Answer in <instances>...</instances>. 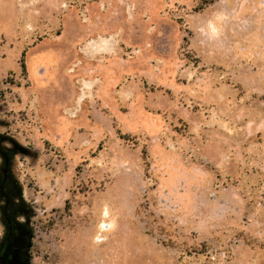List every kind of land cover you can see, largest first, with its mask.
Here are the masks:
<instances>
[{
	"label": "rangeland",
	"instance_id": "obj_1",
	"mask_svg": "<svg viewBox=\"0 0 264 264\" xmlns=\"http://www.w3.org/2000/svg\"><path fill=\"white\" fill-rule=\"evenodd\" d=\"M4 210L14 264H264V0H0Z\"/></svg>",
	"mask_w": 264,
	"mask_h": 264
},
{
	"label": "flooded vegetation",
	"instance_id": "obj_2",
	"mask_svg": "<svg viewBox=\"0 0 264 264\" xmlns=\"http://www.w3.org/2000/svg\"><path fill=\"white\" fill-rule=\"evenodd\" d=\"M9 189H10L11 195L15 197L16 196L15 190H13V187L11 184L9 185ZM10 209L13 210L14 214L19 213V209L17 208V205L14 202L11 204ZM3 215L7 216V214L5 213V210L3 211ZM4 227L6 228V239L0 246V264H14L12 260V257L14 255L13 245H11V243L13 240V235L16 233V229L20 230V228L22 229V227L20 224L17 223V221H15V225L13 227L12 221L8 216L4 220ZM13 229L15 230V233H13Z\"/></svg>",
	"mask_w": 264,
	"mask_h": 264
},
{
	"label": "trees",
	"instance_id": "obj_3",
	"mask_svg": "<svg viewBox=\"0 0 264 264\" xmlns=\"http://www.w3.org/2000/svg\"><path fill=\"white\" fill-rule=\"evenodd\" d=\"M213 3H214L213 1L206 2V5H202L199 10H205L206 8H208ZM130 138H131L130 135H124L122 139L128 141V140H130ZM144 159H145V161L148 160V152L146 150L144 151ZM207 251H208V247L205 244H203L200 248H194L193 253L202 255V254L207 253Z\"/></svg>",
	"mask_w": 264,
	"mask_h": 264
},
{
	"label": "bare ground",
	"instance_id": "obj_4",
	"mask_svg": "<svg viewBox=\"0 0 264 264\" xmlns=\"http://www.w3.org/2000/svg\"><path fill=\"white\" fill-rule=\"evenodd\" d=\"M109 214H110V213H109ZM109 214H108V215H109ZM103 226H104V225H103ZM106 228H107V227H105V228H104V230H105V231H107V229H106Z\"/></svg>",
	"mask_w": 264,
	"mask_h": 264
}]
</instances>
